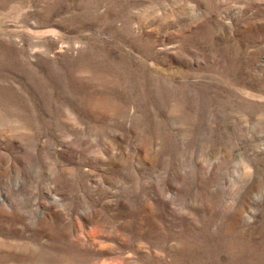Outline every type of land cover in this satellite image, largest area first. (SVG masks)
Returning a JSON list of instances; mask_svg holds the SVG:
<instances>
[{"label": "rangeland", "instance_id": "374dc122", "mask_svg": "<svg viewBox=\"0 0 264 264\" xmlns=\"http://www.w3.org/2000/svg\"><path fill=\"white\" fill-rule=\"evenodd\" d=\"M0 264H264V0H0Z\"/></svg>", "mask_w": 264, "mask_h": 264}]
</instances>
